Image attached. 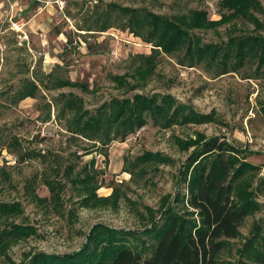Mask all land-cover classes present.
Segmentation results:
<instances>
[{
	"label": "rangeland",
	"instance_id": "obj_1",
	"mask_svg": "<svg viewBox=\"0 0 264 264\" xmlns=\"http://www.w3.org/2000/svg\"><path fill=\"white\" fill-rule=\"evenodd\" d=\"M259 1L264 8V0ZM220 3L0 0V203L17 208L16 215L0 219V231L13 225L34 230L0 250V264H25L37 252L74 253L98 224L132 233L136 239L129 242L134 250L149 257L154 241L142 234L148 227L146 217L150 211L159 217L165 202L181 212L182 202L174 199L187 193L181 172L194 148L181 150L177 140H194L197 134L227 141L235 151L230 155L235 167L242 163L259 167L250 173L247 188L255 210L240 224L239 235L225 240L217 257L218 264H258L252 256L264 255V67L247 62L237 72L219 76L214 64L189 67L187 62L180 64L182 53H160L152 75L137 84L126 75L137 67L140 55L151 53L152 46L130 33L123 22L106 31L98 28L111 4L142 8L170 19L205 10L210 19L218 20ZM252 14L260 27L235 19L216 29L191 33L202 44L221 46L234 37H264V14ZM115 76H123L126 85H117ZM64 80L77 86H57ZM25 81L36 83L35 98L17 101ZM69 93L82 99L80 113H87L85 119L99 111L108 113L113 100L134 94L158 101L169 95L175 105L208 119L194 124L158 118L154 123L146 111L144 127L124 141L117 138L102 145L68 131L71 119L79 115L65 109L61 97ZM34 152L40 156H26ZM146 152L169 160L138 165V157ZM130 167L132 174L126 172ZM84 178L97 197H108L116 190V206L94 201L80 204ZM45 180L59 184L57 203L49 200Z\"/></svg>",
	"mask_w": 264,
	"mask_h": 264
},
{
	"label": "trees",
	"instance_id": "obj_2",
	"mask_svg": "<svg viewBox=\"0 0 264 264\" xmlns=\"http://www.w3.org/2000/svg\"><path fill=\"white\" fill-rule=\"evenodd\" d=\"M220 10L218 20L210 19L205 10H193L170 19L142 8L111 4L109 10L103 13V22L98 28L99 31H106L117 21L123 22L124 28L130 33L152 46L151 53L140 55L137 67L131 74L126 75L137 84H144L152 75L160 53H182L179 62L181 65L187 62L189 67L203 63L214 64L219 76L237 72L247 62L256 61L259 67H264V37H234L221 46L202 44L198 37L191 33L197 29H216L235 19L247 20L258 28L261 22L252 11L264 14L260 1L221 0ZM113 81L121 87L126 85L123 76H115ZM57 86L77 84L64 80ZM36 90L35 82H23L17 93V101L35 98ZM61 98L66 111L79 113L69 122L68 131L102 145H108L117 138L124 141L128 135L144 127L146 111L150 112L154 123L158 118L176 122L183 120L185 123L194 124L206 123L208 119V116L199 115L184 105H175V100L169 95L163 96L160 101L156 97L140 94L113 100L108 113L99 111L86 119L87 113H80L83 108L80 97L69 93ZM262 112L264 115V107ZM177 144L181 150L194 148L181 172V182L185 184L187 193L182 195L181 199H174L177 204L182 202L181 212L169 205V202L164 203L165 207L161 209L159 217L149 210L146 217L148 227L142 231V234L154 241L150 244L152 251L149 257H144L142 252L134 250L129 242L130 238L136 239L132 233L127 234L98 224L92 228L86 237V243L78 251L63 255L37 252L32 254L25 264H218L217 257L225 240L236 238L244 218L255 210L251 200L253 194L247 188L252 177L250 173L259 167L250 163L235 167L234 158L230 157L235 152L234 148L218 137L205 138L197 134L196 139L177 140ZM32 155L40 156L35 152L26 156ZM168 160L157 153L146 152L138 157L137 164ZM126 172L132 174L133 168L130 167ZM86 178L81 181L85 192L80 204L87 206L94 201L116 206V190L108 197H97L95 191L89 189V192ZM45 184L50 193L49 200L57 203L60 199L59 184L49 180H45ZM16 213L15 205L0 203V219ZM33 233L32 227L24 225H13L10 229L0 231V250L4 251L11 242L25 239ZM252 258L258 264H264V255H253Z\"/></svg>",
	"mask_w": 264,
	"mask_h": 264
},
{
	"label": "built area",
	"instance_id": "obj_3",
	"mask_svg": "<svg viewBox=\"0 0 264 264\" xmlns=\"http://www.w3.org/2000/svg\"><path fill=\"white\" fill-rule=\"evenodd\" d=\"M27 1L31 3H42V2H46L47 0H27Z\"/></svg>",
	"mask_w": 264,
	"mask_h": 264
}]
</instances>
